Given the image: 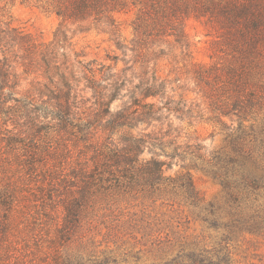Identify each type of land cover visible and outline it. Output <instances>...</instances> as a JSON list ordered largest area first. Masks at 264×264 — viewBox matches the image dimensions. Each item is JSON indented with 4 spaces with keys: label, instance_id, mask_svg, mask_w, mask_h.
Masks as SVG:
<instances>
[{
    "label": "rangeland",
    "instance_id": "1",
    "mask_svg": "<svg viewBox=\"0 0 264 264\" xmlns=\"http://www.w3.org/2000/svg\"><path fill=\"white\" fill-rule=\"evenodd\" d=\"M0 7V14H5L3 22L38 41L53 40L63 21L35 0H0ZM138 8L128 6L116 14V35L129 46L136 36L133 21ZM173 21L165 22L160 34L164 36L148 39L147 48L149 57L154 58L151 67L157 64L159 75L168 81L167 96L182 101L186 110L192 108V116L185 114L181 120L179 114L172 113L170 118L181 133L176 144L203 146L196 151L200 158L193 153L186 155V163L196 160L200 164L191 169L200 206L178 196L155 200L138 190L120 189L106 179L103 163L110 143L108 133L98 129L95 137L87 139L78 128L81 121L94 116L88 109L94 102L92 91L82 80L80 93L91 100L80 104L69 122L45 109L29 115L0 111V264H264V219L255 217L263 223L250 228L242 225L235 232L228 228L234 219L250 220L249 215L256 210L264 214V189L259 190L258 200H246L238 207L231 198L233 189L211 174L208 164L212 153L234 151L229 130L209 119L215 115L210 112L213 105H220L226 96L220 86L207 84L196 73L202 66L230 62L221 50V23L193 14L179 17L177 23L190 44L186 49L169 36L175 27ZM0 26L4 24L0 22ZM66 28L75 49L70 51L73 62L75 51L85 61L95 60V67L102 63L114 66L118 60L117 69L143 57L137 56L138 51L119 49L116 35L103 22L68 20ZM14 72L18 75L15 97L40 103L37 81H44L40 72L25 73L21 63ZM261 78L264 80V75ZM259 91L262 109L253 127L257 137L244 142L255 147L257 163L264 166V143L257 141L264 138V81ZM122 99L114 101L113 108L122 106ZM200 111H205L204 116ZM224 119L228 125H238L231 117ZM251 124L249 121L247 126ZM143 128L153 129L146 124L140 125ZM120 134L114 133V140ZM191 148L196 150L195 145ZM150 155L146 151L142 158ZM182 165L176 157L166 174L176 177L186 172ZM87 172H94V177ZM211 204L214 214L206 210ZM77 207L75 218L69 217Z\"/></svg>",
    "mask_w": 264,
    "mask_h": 264
},
{
    "label": "trees",
    "instance_id": "2",
    "mask_svg": "<svg viewBox=\"0 0 264 264\" xmlns=\"http://www.w3.org/2000/svg\"><path fill=\"white\" fill-rule=\"evenodd\" d=\"M35 1L44 10L56 13L63 21L53 40L38 41L3 22L1 18L5 14H0V22L4 24L0 26L1 113L10 115L20 112L29 115L33 111L45 109L62 122H69L78 113L76 111L81 107L80 104L92 98L94 102L88 109L90 115L94 116L81 121L78 128L87 139L95 137L98 129L108 133L110 143L107 144L103 163L108 173L106 179L120 189L138 190L155 200L166 201L178 196L194 206H200V197L193 183L191 169L199 168L200 164L196 160L186 163V155L193 153L200 158L201 155L196 151H200L203 146L201 143L176 144L181 133L170 118L172 113H176L183 120L185 114L192 116L193 111L192 108L186 110L187 105L182 106V101L167 96L168 81L159 75L157 64L151 67L154 58L149 57L151 53L147 46L151 37L164 36L160 34L164 32L166 21L174 20L175 27H171L172 35L169 36H173L181 47L189 49L190 44L181 29V23H177L179 17L193 14L196 17H208L209 20L217 19L223 29L220 40L224 47L221 50L230 62L224 66H202L196 73L201 79H206L207 84L220 86L226 96L220 105H213L210 112L215 115L209 119H216L229 130L228 137H231L234 151L212 153L208 164L211 174L233 189L231 198L238 207L246 200H258L261 196L259 190L264 189V166L257 163L255 147H248L244 141L257 137L253 127L257 112L262 109L259 88H262L264 81L261 78L264 75V0ZM128 6L139 7L133 21L136 36L130 42L132 47L120 39V35H116L119 31L116 14L125 11ZM88 19L105 23L109 32L116 35L119 49L138 51L137 56L143 57L121 69H117L118 60L114 66L102 63L95 67V60L85 61L77 51L75 62L71 61L70 51L74 48L66 22ZM118 57L116 55L115 59ZM139 62L141 64L138 67L136 64ZM20 63L25 73L39 71L43 76L44 81H37L40 103L35 99L15 97L13 90L18 85V75L14 69ZM135 79L138 81L135 82ZM82 80L86 82L85 87L92 91L91 98H85L80 93L83 89L78 87ZM122 91H126L125 94ZM124 97L127 100L122 99ZM117 99L124 100L123 105L113 108ZM11 101L16 104L8 105ZM200 112H203L200 116H204L205 111ZM224 117L237 120L238 125H228ZM249 121L252 124L247 126ZM144 124L153 129H140V125ZM116 132L121 133L117 141L113 138ZM260 140L264 143L263 137L257 141ZM191 145H195L196 150H192ZM146 151L151 154L150 157L142 158ZM176 157L182 160V167L187 171L172 177L166 172L173 166ZM251 160L256 168L249 165ZM249 167L251 169H247ZM218 168L222 171H218ZM87 175L94 177V172H87ZM77 209L69 213V217L72 215L75 218L79 212ZM206 210L215 213L213 204ZM249 216L250 220L234 219L227 227L235 232L242 225L250 228L263 223L255 220V217L264 219L260 210Z\"/></svg>",
    "mask_w": 264,
    "mask_h": 264
}]
</instances>
